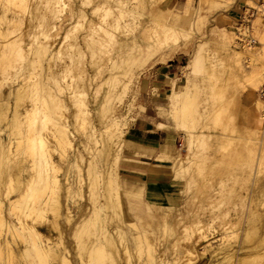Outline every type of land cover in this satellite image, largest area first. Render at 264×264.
<instances>
[{
  "label": "rangeland",
  "instance_id": "obj_1",
  "mask_svg": "<svg viewBox=\"0 0 264 264\" xmlns=\"http://www.w3.org/2000/svg\"><path fill=\"white\" fill-rule=\"evenodd\" d=\"M45 1L0 0V104L10 108L7 122L0 118V146L12 138V166L25 168L19 181L15 170V175L4 176L0 169V183L8 182L1 185L4 224L18 229L16 216L22 215V207L11 210L5 195L10 187L14 198L20 180L33 173L27 170L34 160L27 137L40 132L53 146L50 133L58 121L75 134L76 145V155L68 147L52 153L62 186L57 192L58 221L70 254L64 244L58 245V232L49 227L50 210L47 219L35 222L56 250L68 254L71 264H83V242L95 236L117 264H264V161L259 165L264 136L247 146L243 116L246 112L248 120L261 114L256 99L261 101L264 83V0H63L59 7ZM234 9L242 12L236 19ZM253 11V37L259 43L241 47L236 30L243 14ZM237 49L242 51L239 63L232 55ZM172 60L176 66L167 76L156 73ZM254 71L261 73L259 82L245 87V75ZM20 84L27 86L16 100ZM175 91L180 98L171 102ZM15 104L21 113L33 105L40 109L29 118L22 115L23 121L12 127L7 123ZM144 119L177 138L172 151L160 154L171 157L161 160L172 166L179 184L174 205L149 202L133 181L138 146L128 140L127 132ZM117 127L123 133V148L108 152L115 140L109 135ZM107 172L118 173L120 208L103 195ZM66 178L72 186L70 195ZM94 201L103 209L94 216L95 223L75 235ZM66 210L72 214L69 221ZM116 227L127 233L122 242ZM137 232L139 239L134 238ZM3 233L2 239L8 237L17 253L26 254L19 264H36L34 252H25V243L16 245ZM110 237L115 242L106 244ZM50 260L48 264H57Z\"/></svg>",
  "mask_w": 264,
  "mask_h": 264
},
{
  "label": "bare ground",
  "instance_id": "obj_2",
  "mask_svg": "<svg viewBox=\"0 0 264 264\" xmlns=\"http://www.w3.org/2000/svg\"><path fill=\"white\" fill-rule=\"evenodd\" d=\"M61 1L63 0H46L44 2V4H47V5H51L52 7H56L58 6L59 4H61ZM122 1V0H121ZM125 1V0H124ZM123 3V2H122ZM121 3V4H122ZM125 5V4H124ZM121 6V5H120ZM59 7V6H58ZM51 8V7H50ZM123 9V8H122ZM55 10V9H54ZM107 12V11H106ZM118 17V16H117ZM9 24V23H8ZM170 26V25H169ZM167 26V27H169ZM11 28V27H10ZM46 28V27H45ZM169 29V28H168ZM173 29V28H172ZM171 29H169L168 31H170ZM37 31V30H36ZM167 31V32H168ZM175 31V30H174ZM45 34H46V31H44ZM107 35L109 34V31L105 29L104 31ZM163 33V32H162ZM173 33V31H172ZM102 34V37H105ZM168 34V33H167ZM175 34V33H173ZM95 36V35H94ZM158 36V35H157ZM230 37V36H229ZM96 38V37H95ZM228 38V37H227ZM231 38V37H230ZM228 38V39H230ZM93 39V38H92ZM35 40V39H34ZM32 41V40H31ZM7 43V42H6ZM88 43V42H87ZM41 44V43H40ZM229 44V43H228ZM33 45V44H32ZM38 45H39V42H38ZM47 45V44H46ZM3 47V46H2ZM1 47V48H2ZM44 47V46H43ZM42 48V47H41ZM39 48V49H41ZM9 49V48H8ZM34 49V48H33ZM40 51V50H39ZM233 51V54L237 59L236 61L239 63L240 61V56L242 54V51H238L237 50H232ZM35 52V51H34ZM48 52V51H47ZM29 53V52H28ZM41 53V52H40ZM42 54H43V51H42ZM97 54V53H96ZM244 54V53H243ZM36 58V57H35ZM249 60V59H248ZM39 61V60H38ZM42 62V61H41ZM39 63V62H38ZM32 65V63H31ZM51 66V65H50ZM41 67V66H40ZM33 70V69H32ZM52 70V68H50V71ZM260 71V70H259ZM249 72V71H248ZM15 73V72H14ZM50 73V72H49ZM246 73V72H245ZM13 74V73H12ZM47 74V73H46ZM260 75L261 73H258V72H252L251 74H248V75H245L246 78H245V87H254L257 85V83L259 82V79H260ZM15 76V75H14ZM18 76V75H17ZM8 77V76H7ZM16 78V77H15ZM19 79V78H17ZM16 82V81H15ZM75 85V84H74ZM27 85L26 84H20L19 87L17 88V91H16V100H18L22 94L25 92V87ZM29 90V89H28ZM175 90V89H174ZM46 91V90H44ZM30 92V90H29ZM48 92V91H47ZM185 92V90H184ZM11 95V94H10ZM9 95V96H10ZM78 95V94H77ZM260 95V94H259ZM7 96V95H6ZM179 96L180 98V93H177L176 91L175 92H172L171 94V102H174V100L176 99V97ZM182 98H183V95H181ZM188 96V95H187ZM11 97V96H10ZM51 97V96H50ZM186 97V96H185ZM22 98V97H21ZM181 98V99H182ZM261 98V97H260ZM78 99V98H77ZM190 99V98H189ZM188 99V100H189ZM20 100V99H19ZM40 100V99H39ZM185 101V100H184ZM261 101L262 103L260 102H257V107L259 108L260 110V115L262 116V119L264 120V101L262 100L261 98ZM33 102V101H32ZM176 102V101H175ZM173 104V103H172ZM6 107L4 109L3 105L0 104V118L2 119V117H4L3 119L5 120L6 119V112L9 111V105H7V103L5 104ZM19 106L18 104H15V107H11V111L13 110L12 112V119H10L11 121H9L7 124H9L10 126L12 127H15V125H17V123H21V116L24 115L26 118H29L30 114L31 113H36L39 111L40 107L38 105H30L31 108H24L25 111L21 113V111L19 110ZM176 106V105H175ZM24 107V106H23ZM27 107V106H26ZM263 107V109H262ZM174 108V107H173ZM23 109V110H24ZM172 109V108H171ZM243 109V108H242ZM85 110V108H84ZM10 111V112H11ZM86 111H89L86 110ZM85 111V112H86ZM85 114V113H83ZM11 115V114H10ZM11 115V116H12ZM243 116H244V121L246 123V128L244 126V128L247 130V133L249 134L248 137H244L247 139V146H250L248 143L249 142H252V143H257L256 141L259 140V138L257 136H264V128L259 130V129H254V128H251L250 126H248V120L246 118V112L243 113ZM23 117V116H22ZM79 118V117H78ZM82 118H83V115H82ZM178 118V117H177ZM0 119V120H1ZM23 119V118H22ZM60 119V118H59ZM81 119V118H80ZM84 120V119H83ZM6 121V120H5ZM54 121V120H53ZM61 121V120H60ZM63 121V120H62ZM3 122V120H2ZM7 122V121H6ZM78 122H79V119H78ZM54 124H52L53 128L51 130V139L53 141V146H49V144L47 143V140L45 138V136H43L42 133L38 132V133H35L33 134L32 136L30 137H27V144H28V147L29 145H33V154H34V160L32 162V164L27 168V170H31L33 173L30 175V177L28 179H26L24 182L20 180L19 182V186H18V189H16L17 191V195L14 196V198L11 196L13 193L10 189V187L6 189V195H5V199H7L8 201V204H9V207L11 208V210L13 209H16L18 207H22V215L20 216H16L17 217V222H18V229H16L17 227L15 226H12L13 224H4V220H3V195L1 193L2 191V187L1 185L3 184V182H5L3 180L2 183H0V259H3V264H19V261L20 259L26 255L23 252H20V253H17L14 249V247L11 245L12 242H10V240L8 239V237L6 239H2V233L4 232L5 235H10L13 242L18 245L19 243L23 244L25 243V247L24 250L25 252L28 250L30 251H33L34 254H35V257L33 258V261H35L36 264H48V260H50V258L53 260V261H57L56 263L57 264H71V260L68 258V254H70L69 250L65 247V244L64 242H62V237L64 236L63 235V232L60 230V223L58 221L59 219V216L61 215L60 214V207L58 206V202H59V195L57 194L58 190L61 189V179L59 178L57 172L59 171L58 169V165H55L54 161L52 160V153L53 152H56L59 148H60V151L61 150H65L67 147L74 150V154H75V150H76V145H75V134H73V132H71L70 130H68L69 128H67V124L65 125L64 123L61 124L60 122L58 121H55L53 122ZM6 124V123H5ZM4 124V125H5ZM2 125V124H1ZM9 125H7V127H9ZM6 128V127H4ZM18 128V127H17ZM3 129V127H2ZM1 130V128H0ZM6 130V129H5ZM12 130V129H11ZM94 130V129H93ZM2 131V130H1ZM8 131V129H7ZM11 132V131H9ZM92 133V132H91ZM94 133V132H93ZM92 133V134H93ZM9 134V133H8ZM112 134V135H111ZM122 132L120 131V129L117 127L115 129H113L112 133H110L109 136H111L113 138L114 141H112L113 143L111 144V146L109 145V149L110 151L108 152H111L112 149H114L113 147H122L121 146L122 144L121 143V139H123L122 137ZM24 135V134H23ZM12 137V135H10ZM104 136V135H103ZM8 137V136H7ZM91 137V136H89ZM225 137V136H224ZM110 138V137H109ZM108 138V139H109ZM111 138V140H112ZM226 138V137H225ZM261 140H262V137H260ZM3 139V138H2ZM8 139V138H7ZM17 139V138H16ZM191 139V138H189ZM5 140V139H4ZM12 140V138H11ZM8 141L9 142H6L4 146H0L2 150L1 153H2V157H1V160H0V169H2V173L4 172V176H11L12 174H14V170L16 171V177L17 179L20 178L19 176H21V172L25 170L24 167H22L21 165H17L15 167V165L12 166V157L11 155L13 154V150H12V141ZM18 140V139H17ZM110 140V139H109ZM110 140V141H111ZM233 141L232 140V137H227V141ZM244 140V139H243ZM51 141V140H50ZM124 141V140H123ZM95 142V141H94ZM226 142V141H225ZM26 143V142H25ZM113 145V146H112ZM254 145V144H253ZM108 146V145H107ZM256 146V144H255ZM14 147V146H13ZM29 147V149H31ZM50 148V149H49ZM67 148V150H69ZM249 148V147H248ZM90 154H91V150L89 148H85ZM116 149V148H115ZM114 149V150H115ZM251 150V148H249ZM52 150V151H51ZM66 151V150H65ZM70 152V151H69ZM105 153V152H104ZM54 154V153H53ZM59 154V153H58ZM67 154V153H66ZM61 155H64L61 153ZM76 155V154H75ZM93 155V154H92ZM99 155V154H98ZM176 155V154H175ZM67 156V155H66ZM108 156V155H107ZM164 155H161L159 156V158L161 159H165L163 158ZM171 156V155H170ZM178 156V155H177ZM80 157V156H79ZM166 157V155L164 156ZM174 157V155H173ZM15 158V157H14ZM13 158V159H14ZM178 158V157H177ZM65 159V158H64ZM166 159H171V157H166ZM258 159V158H257ZM22 160V159H21ZM79 160V159H78ZM93 160V159H92ZM177 160V159H175ZM174 160L173 164L175 163L176 164V161ZM15 161V159H14ZM263 161H264V154H261V156H259V165H262L263 164ZM23 162V161H22ZM16 163V162H14ZM20 163V162H19ZM25 163V161H24ZM21 164V163H20ZM76 165V163H75ZM89 165V164H88ZM94 165V164H93ZM92 165V166H93ZM96 165V163H95ZM25 166V165H24ZM72 166V165H71ZM79 166V164H78ZM77 166V167H78ZM178 166V165H177ZM95 167V166H94ZM93 167V168H94ZM176 167V165L174 166ZM76 168V167H75ZM90 168V167H89ZM110 168V166H109ZM177 168V167H176ZM79 170V168H78ZM89 171V170H88ZM87 171V172H88ZM82 172V171H81ZM79 172V174L81 173ZM92 172V171H91ZM110 172V171H109ZM109 172H107V175L106 178L104 179V182H103V188H102V191L104 190V194L105 197H106V200L109 201L110 199H112V203H114L115 206L117 207H121L122 206V193H121V186H120V181H119V177H118V173L116 172L115 173V176H111L109 175ZM14 174V175H15ZM21 174V175H20ZM91 174V173H90ZM82 175V174H81ZM92 176V175H91ZM98 176V175H97ZM93 177V176H92ZM104 177V176H103ZM81 178V177H80ZM79 178V179H80ZM83 178V177H82ZM95 178V176L93 177ZM97 178V177H96ZM100 178V177H99ZM22 179V178H21ZM10 179H8L9 181ZM68 178H66V183H68ZM81 180V179H80ZM19 181V179H18ZM98 181V179H97ZM99 182V181H98ZM98 182L96 183L98 186ZM8 183V182H6ZM5 183V185H6ZM15 184V183H14ZM92 184V183H91ZM95 184V182H94ZM4 185V184H3ZM4 185V186H5ZM68 186H66V192L67 194H69L73 191H71V183L69 182L67 184ZM114 185H117V187H115ZM6 187V186H5ZM16 187V186H15ZM92 187V186H91ZM4 189V188H3ZM94 189V188H93ZM115 190V191H114ZM5 191V190H4ZM15 191V190H14ZM115 192V195L113 196V193ZM4 193V192H3ZM94 193V192H93ZM60 194V192H59ZM66 194V196H68ZM70 195V194H69ZM94 195V194H93ZM96 195V194H95ZM94 195V200H97L96 196ZM102 195V196H103ZM70 198V196H68ZM93 199V198H92ZM105 199V198H103ZM125 203V201H124ZM92 210H91V213L89 214V216L84 219V221H82L78 226H77V231L75 233V235H79L81 234L82 232H85V230H87V226L89 224V222H92L93 218H95L94 216L97 215L98 212H100V210L103 209V207H101V205H97L96 204V201H94L92 203ZM106 207V206H105ZM104 207V208H105ZM173 207V206H172ZM8 208V207H7ZM50 208V209H49ZM170 208V207H169ZM67 209V208H66ZM48 210H50L52 212V220L49 225V227L51 229H54L58 232L59 234V244L58 245H61V244H64V249L66 250V252L68 254H64L65 252H63V250L60 249V252L58 250H56L50 243H51V239L47 236L44 235V233H42V231L39 229L40 227L36 224L37 222L36 219L37 218H45L47 219V213H48ZM89 210V209H88ZM172 209H169L168 211H170ZM67 211V210H66ZM86 212V211H85ZM15 214V213H14ZM100 214V213H99ZM13 215V214H12ZM72 215V214H71ZM71 215H70V211H67L66 213V217H67V220L69 221V219H71ZM11 216V215H10ZM98 217V215H97ZM103 217V216H102ZM84 218V217H83ZM104 218V217H103ZM73 219V218H72ZM13 220V219H12ZM96 220V219H95ZM98 220V218H97ZM101 220V219H100ZM99 220V221H100ZM104 220V219H103ZM15 221V220H14ZM50 221V220H49ZM101 222V221H100ZM108 222V221H107ZM14 223V222H13ZM92 223H95L94 221ZM106 223V221L104 222ZM73 224V222H72ZM71 224V225H72ZM97 224V223H96ZM108 224V223H107ZM131 224H133L131 222ZM70 225V226H71ZM94 225V224H92ZM102 224L100 223L99 226H101ZM95 226V225H94ZM86 228V229H85ZM104 227H101V231L103 230ZM85 229V230H84ZM117 229V227H116ZM89 230V229H88ZM91 230V229H90ZM89 230V231H90ZM115 230V228H114ZM119 229H117L118 231ZM88 233L91 234V231ZM96 231V229H95ZM105 231H107L105 229ZM99 232V231H98ZM3 233V234H4ZM86 234L87 236H89L90 234ZM103 233V232H102ZM117 233V232H116ZM100 234V232H99ZM118 236L120 238V241L122 242L123 239H125V234H127L125 232V230H119L118 231ZM137 235L134 236L135 239H139L140 237V233L137 232L136 233ZM82 235V234H81ZM80 237L77 236L79 239L80 238H83V237ZM85 235V234H83ZM92 236V235H91ZM94 236V235H93ZM107 235L104 234V239ZM90 237V236H89ZM115 237V236H114ZM114 237H110V238H107L106 240V244L108 243H112V242H115L114 240ZM85 238V237H84ZM96 236L94 237V240L90 241V242H83V249H84V252L83 254L81 255L82 258L81 260H83V264H92L94 263V261H98V257H102V263L99 262L100 264H117L118 262L115 261L114 257L113 256H110L111 254L110 253H105L104 252V242L103 240H98L96 239ZM101 238V237H99ZM102 238V239H103ZM116 238V237H115ZM118 238V237H117ZM18 239H20V241H18ZM132 239V238H131ZM83 239H80V241H82ZM133 240V239H132ZM85 241V240H83ZM119 241V240H118ZM54 243V242H53ZM52 243V244H53ZM56 243V242H55ZM54 243V244H55ZM82 243V242H81ZM19 244V245H20ZM77 244V243H76ZM24 245V244H23ZM82 245V244H81ZM57 246V244H56ZM80 246V245H79ZM114 245H112L113 247ZM76 247V246H75ZM110 247H111V244H110ZM59 248V246H58ZM62 248V247H61ZM77 248V247H76ZM114 248V247H113ZM81 249V248H80ZM126 249H127V246H126ZM3 250H6V252L3 253ZM64 250V251H65ZM125 250V249H124ZM188 250V249H186ZM63 254H62V252ZM83 251V250H82ZM152 251V250H151ZM125 252V251H124ZM119 253V252H118ZM151 253V252H150ZM153 253V252H152ZM151 253V254H152ZM100 254V255H99ZM125 254V253H124ZM80 255V254H79ZM99 255V256H98ZM114 255V254H113ZM127 256V255H126ZM125 256V257H126ZM184 256V255H183ZM33 257V256H32ZM105 257H108L107 259H105ZM50 260V261H52ZM101 260V259H100ZM117 260V259H116ZM177 260V259H176ZM22 261V260H21ZM20 261V262H21ZM80 261V260H79ZM131 262V260L129 259L128 262ZM85 262V263H84ZM162 263V262H161ZM53 264V263H52Z\"/></svg>",
  "mask_w": 264,
  "mask_h": 264
},
{
  "label": "crops",
  "instance_id": "obj_3",
  "mask_svg": "<svg viewBox=\"0 0 264 264\" xmlns=\"http://www.w3.org/2000/svg\"><path fill=\"white\" fill-rule=\"evenodd\" d=\"M241 13V10L234 9L233 18L240 17ZM173 62L175 60H172L167 66H160L156 73L167 76L172 67L176 66L172 64ZM169 100L171 101V98ZM257 102L262 103L256 99V106ZM257 109L259 110L258 107ZM251 120L255 122L253 125L250 124ZM156 125V123L144 119L133 123L127 132L128 140L138 146L134 150L135 155H138L139 158L136 159V168L132 170V178L149 202L158 205H174L179 200V184L172 166L163 162L159 156L172 151L177 138L174 132H165L156 128ZM248 126L261 130L264 128V120L261 115L256 116L248 119Z\"/></svg>",
  "mask_w": 264,
  "mask_h": 264
},
{
  "label": "built area",
  "instance_id": "obj_4",
  "mask_svg": "<svg viewBox=\"0 0 264 264\" xmlns=\"http://www.w3.org/2000/svg\"><path fill=\"white\" fill-rule=\"evenodd\" d=\"M254 16V11L248 14H243L240 24L237 27V42L239 46L244 45H256L259 43L257 39L253 37V23L252 17ZM259 94L264 101V83L262 84Z\"/></svg>",
  "mask_w": 264,
  "mask_h": 264
}]
</instances>
